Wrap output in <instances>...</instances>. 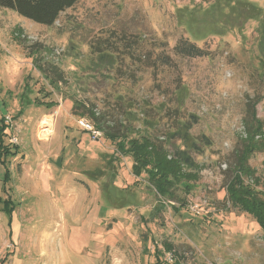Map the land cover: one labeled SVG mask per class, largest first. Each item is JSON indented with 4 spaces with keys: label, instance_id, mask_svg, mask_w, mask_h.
Instances as JSON below:
<instances>
[{
    "label": "rangeland",
    "instance_id": "obj_1",
    "mask_svg": "<svg viewBox=\"0 0 264 264\" xmlns=\"http://www.w3.org/2000/svg\"><path fill=\"white\" fill-rule=\"evenodd\" d=\"M89 7L121 29L60 37L0 7V144L15 154L0 161V264H155L165 244L170 264H264V230L226 193L253 137L247 183L264 193V0H81L77 18ZM181 40L209 54L179 56ZM141 139L180 164L166 194L116 150Z\"/></svg>",
    "mask_w": 264,
    "mask_h": 264
},
{
    "label": "trees",
    "instance_id": "obj_2",
    "mask_svg": "<svg viewBox=\"0 0 264 264\" xmlns=\"http://www.w3.org/2000/svg\"><path fill=\"white\" fill-rule=\"evenodd\" d=\"M80 0H0V7L15 10L23 17H26L38 24L51 27L57 22L59 16L66 9L73 7ZM177 55L182 57H204L209 53L198 47L195 43L181 40L175 47ZM161 60H165L162 59ZM55 68H57L55 66ZM50 76V75H48ZM51 79L52 76H50ZM98 120V119H97ZM0 140L5 135L6 125L0 127ZM260 134V133H259ZM119 135H111V138H117ZM252 139V140H251ZM248 142V147H245L240 155L237 156L235 163L232 166V179L227 186V198L232 206L240 211L249 214L258 221L262 230H264V193L257 188V185L247 183V179L255 180V175L252 174L250 158L257 147L258 142L254 141V137ZM196 146L194 141L192 146ZM19 148V147H18ZM117 152L131 156L133 159V173L139 176L142 173H147L150 184L157 187V191L162 194L167 193L168 180L178 178L180 164L173 160H167L168 155L162 147L157 146L152 139H141L130 141V145L123 146L121 142L117 144ZM19 151V149H18ZM12 154L5 145L0 144V161L2 157H8ZM183 164H192V157L184 151H177L174 155ZM149 172V173H148ZM252 172V173H251ZM163 184V186H162ZM174 252L173 244H165L163 252L156 250L155 264H170L163 260L162 253ZM162 252V253H161ZM182 257V256H181ZM178 258L171 264H186L183 258ZM4 261H2L3 263Z\"/></svg>",
    "mask_w": 264,
    "mask_h": 264
},
{
    "label": "crops",
    "instance_id": "obj_3",
    "mask_svg": "<svg viewBox=\"0 0 264 264\" xmlns=\"http://www.w3.org/2000/svg\"><path fill=\"white\" fill-rule=\"evenodd\" d=\"M81 1V0H80ZM79 1V2H80ZM79 2L71 8L66 9L62 12L59 16V19L55 24L51 27L57 28V36L60 37H92L94 34L93 32H107L108 30H116L121 29L120 27H116L114 21L107 18L106 14L105 17L102 18V14L98 12V10H92L91 7L87 9L83 15H90V18L86 21L80 20L77 17V6ZM113 7V4H112ZM111 9V8H110ZM64 18L63 23L61 24L62 19ZM117 20H119L117 18ZM120 21H117V23ZM110 31V32H112ZM87 46V44H85ZM89 47V46H88ZM51 116V114H50ZM41 127V125H40Z\"/></svg>",
    "mask_w": 264,
    "mask_h": 264
},
{
    "label": "built area",
    "instance_id": "obj_4",
    "mask_svg": "<svg viewBox=\"0 0 264 264\" xmlns=\"http://www.w3.org/2000/svg\"><path fill=\"white\" fill-rule=\"evenodd\" d=\"M10 120V119H8ZM78 124L84 129L86 130L87 132L91 133L93 135V138L96 139V138H99L101 137V133L100 132H97L93 129V127L89 124V123H85L83 122V120H79L78 121ZM14 141H17V138L14 139Z\"/></svg>",
    "mask_w": 264,
    "mask_h": 264
}]
</instances>
